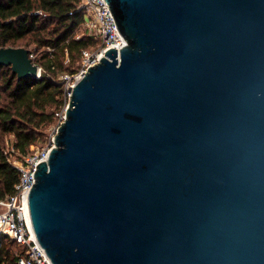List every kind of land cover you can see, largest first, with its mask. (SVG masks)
<instances>
[{
    "label": "water",
    "instance_id": "1",
    "mask_svg": "<svg viewBox=\"0 0 264 264\" xmlns=\"http://www.w3.org/2000/svg\"><path fill=\"white\" fill-rule=\"evenodd\" d=\"M124 46L71 89L27 208L52 264H264V0H103ZM22 47L0 66L38 75Z\"/></svg>",
    "mask_w": 264,
    "mask_h": 264
},
{
    "label": "trees",
    "instance_id": "2",
    "mask_svg": "<svg viewBox=\"0 0 264 264\" xmlns=\"http://www.w3.org/2000/svg\"><path fill=\"white\" fill-rule=\"evenodd\" d=\"M79 5L80 0H0V48L22 47L30 53L34 47L31 61L41 68L38 79H18L9 66H0V200L15 191L19 179L8 162L11 153L5 151L4 138L12 136L15 157L32 153L66 104L59 76L75 73L81 51L98 45L83 33L84 11ZM14 246L0 235V264H16Z\"/></svg>",
    "mask_w": 264,
    "mask_h": 264
},
{
    "label": "built area",
    "instance_id": "3",
    "mask_svg": "<svg viewBox=\"0 0 264 264\" xmlns=\"http://www.w3.org/2000/svg\"><path fill=\"white\" fill-rule=\"evenodd\" d=\"M81 2L80 8L84 11V33L96 39L98 45L95 48L81 51L79 68L75 73L61 75L58 78L63 87L66 104L71 89L82 78L87 69L99 63L108 49H116L118 53L125 44L103 0H81ZM78 37L75 38L78 39ZM29 58L33 59L31 53ZM37 68L36 79L40 78L41 72V68L39 66ZM66 104L44 147L35 148L32 153L26 156L20 158L14 156V158L8 159L10 165L17 170L19 179L15 185V191L0 200V235L7 236L20 250V253H15L16 264H52L33 233L27 208V192L34 183L33 174L36 166L40 162H46L53 147V139L57 127L63 121Z\"/></svg>",
    "mask_w": 264,
    "mask_h": 264
},
{
    "label": "rangeland",
    "instance_id": "4",
    "mask_svg": "<svg viewBox=\"0 0 264 264\" xmlns=\"http://www.w3.org/2000/svg\"><path fill=\"white\" fill-rule=\"evenodd\" d=\"M82 5V2H81V0H80V5H79V7ZM83 33H84V22H83ZM81 30H79V31H77V33H76V36H81ZM91 48H93V47H91ZM91 48H89V49H91ZM29 50H30V53L32 54V57L33 58H35V49H34V47H30L29 48ZM68 62V60L65 62V63H67ZM78 68H79V64H78ZM60 77V76H59ZM68 101V100H67ZM61 113H62V111L59 113V115H58V119H57V122L56 123H54V124H52V125H50L49 127H47L45 130H44V136L43 137H40V138H38L37 139V141L35 142V144L33 145V149H37V148H39V147H41V146H45L46 144H47V139H48V136L50 135V133L51 132H53L54 131V129H55V126L57 125V123H58V120H59V116L61 115ZM12 141H13V138H12V136H6L5 138H4V144H5V151L6 152H9V153H11V156H9V158H14V156H16V153H13L12 151H11V143H12ZM17 248L14 246L13 247V253L15 254V253H17Z\"/></svg>",
    "mask_w": 264,
    "mask_h": 264
}]
</instances>
